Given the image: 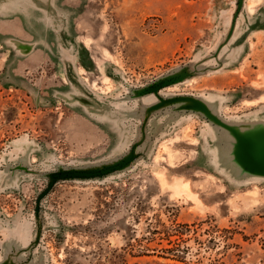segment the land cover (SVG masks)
<instances>
[{"label": "rangeland", "instance_id": "obj_1", "mask_svg": "<svg viewBox=\"0 0 264 264\" xmlns=\"http://www.w3.org/2000/svg\"><path fill=\"white\" fill-rule=\"evenodd\" d=\"M260 138L264 0H0V264H264Z\"/></svg>", "mask_w": 264, "mask_h": 264}, {"label": "crops", "instance_id": "obj_2", "mask_svg": "<svg viewBox=\"0 0 264 264\" xmlns=\"http://www.w3.org/2000/svg\"><path fill=\"white\" fill-rule=\"evenodd\" d=\"M13 37L14 39L10 41L11 44L9 45L11 51L22 56L34 54V52L37 49V43L34 40L30 38L20 37L17 34H14ZM254 146L255 148L258 147L256 148L255 153L258 154L259 156H264L261 154L262 152L261 149L264 151V144L258 141L255 142Z\"/></svg>", "mask_w": 264, "mask_h": 264}, {"label": "water", "instance_id": "obj_3", "mask_svg": "<svg viewBox=\"0 0 264 264\" xmlns=\"http://www.w3.org/2000/svg\"><path fill=\"white\" fill-rule=\"evenodd\" d=\"M260 143L262 142L264 144V138H260L258 140ZM258 148V147H256ZM261 154L264 155V151L261 149ZM260 159H264V156H259ZM108 169H104L101 171H95V172H81V171H66V172H60V173H56V176H88V175H92V174H96V173H100V172H105Z\"/></svg>", "mask_w": 264, "mask_h": 264}]
</instances>
